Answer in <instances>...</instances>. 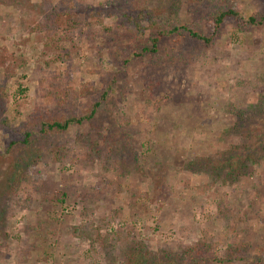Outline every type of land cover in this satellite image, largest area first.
Returning a JSON list of instances; mask_svg holds the SVG:
<instances>
[{
    "label": "rangeland",
    "instance_id": "1",
    "mask_svg": "<svg viewBox=\"0 0 264 264\" xmlns=\"http://www.w3.org/2000/svg\"><path fill=\"white\" fill-rule=\"evenodd\" d=\"M5 1L0 0V195L13 161L22 154L35 161L18 194L2 205L7 218L0 230V264H120L134 237L154 250L210 240L219 257L238 244L240 264L264 256V147L262 154L255 150L259 163L248 162V173L233 183L222 184L203 165L198 172L187 165L196 157H225L232 145L241 149L250 139L264 146V22L245 28L242 19L226 20L208 46L185 35L162 37L156 53L142 56L133 55L141 44L103 28L117 27L124 13L139 8L153 9L166 30L191 22L189 6H200L203 14L213 6H238L246 19L264 12V0ZM91 9L102 11V22L86 26ZM53 13L62 21L68 14L79 19L56 47L46 46L44 31L33 30ZM144 33L146 44L151 32ZM53 76L71 91L74 101L66 108L78 115L101 98L112 78L116 82L90 122L71 125L47 143L36 140L11 160L2 120L22 129L33 109L51 108L43 94ZM117 125L134 129L142 173L127 168L126 150L117 164L100 163L88 151L93 135ZM59 144L70 147L60 163L47 152Z\"/></svg>",
    "mask_w": 264,
    "mask_h": 264
},
{
    "label": "trees",
    "instance_id": "2",
    "mask_svg": "<svg viewBox=\"0 0 264 264\" xmlns=\"http://www.w3.org/2000/svg\"><path fill=\"white\" fill-rule=\"evenodd\" d=\"M7 4L16 6L17 2L14 0H6ZM191 10L192 19L189 23L178 24L177 22L169 29H163L155 20V11L153 9L139 8L138 10L130 11L123 14V20L120 24L114 26L103 25L104 30L113 32L116 38L129 37L131 43L134 45L141 44L140 54L135 52L134 56H142L146 53H156L158 51L159 41L162 37L171 35H185L191 39L202 42L203 45H210L218 38L221 33L223 23L229 19H242L245 28H251L254 25H260L264 22V12L260 10L253 12L246 19L241 17L238 6L218 5L210 7L205 14L200 9V6H189ZM101 10L91 9L86 15L90 19L86 26H90L94 22L96 24L101 23ZM68 18L64 21L61 20L60 13H53L49 19L43 23L38 24L33 30H40L46 33L45 42L46 46H50L51 43L56 42L53 46L56 47L57 42H62V36L65 38V32H70L79 21L72 14H68ZM205 15V16H203ZM60 16V17H59ZM203 16V17H201ZM147 21V24L142 22ZM49 23L56 28V31L50 35ZM58 24V25H57ZM202 26L208 28V33H203ZM50 27V28H49ZM241 29V28H240ZM150 30V37L146 40V44L149 42V46L145 44V31ZM51 42V43H50ZM133 45V44H132ZM131 48L134 50L137 46ZM67 54L61 56L66 59ZM52 60H56L53 58ZM53 61V62H54ZM47 62L46 64H48ZM120 73V71H119ZM118 73V74H119ZM120 78L121 73L119 74ZM128 86L125 79H121ZM99 100L91 102L87 112L83 115L75 114L74 112H68L71 108H66L67 102L71 100L72 93L63 79L58 76H53L47 85V88L43 94L46 101L52 100L53 105L51 108L47 105H39L26 117L23 127H10L9 122L4 119V124L9 129V137L7 143V154L12 160V154L15 152L25 153V150L33 145L36 140L41 143H47V139L53 134H62L68 130L71 125L80 124L83 121L90 122L97 114L98 107L101 102L104 101L105 95L112 88V85L116 82V78L111 79ZM67 87V88H66ZM121 87V85H120ZM72 102L74 99L71 100ZM70 101V102H71ZM257 105H254V107ZM59 114H53V111ZM134 129L124 128L117 125L113 130V127H107L105 132L97 133L91 137V147L88 146V151L94 150L96 159L100 163L107 164L113 161V164H117V158H119L121 151H128L131 157V163L128 164L129 170H136L143 172V166L137 162L138 155L136 154L135 145L133 144ZM250 135L245 133L244 137ZM78 140H83V135H79ZM100 141L101 144H96ZM263 140L250 139L246 144L241 143V149L236 148V145H232L231 149L222 154L220 158L213 156L196 157L190 160L187 165L188 168L194 172H198L197 166L203 165V168L214 179H222L221 183L225 184V181L233 183L238 177L248 173L247 167L250 165H257L259 163L257 151L262 152ZM264 149V148H263ZM48 153L54 158L56 162H62V159L70 152V147L66 144H59L50 146L47 149ZM233 154L231 155V152ZM228 152L230 154H228ZM262 154V153H261ZM16 161V160H15ZM12 162V170L10 172V178L7 179L5 190L0 195V230L5 225L6 208L2 207L9 198L18 194L21 189L22 182L27 180L28 168L32 162L35 161L32 154H22L18 161ZM249 162V164H248ZM120 169L122 167H119ZM128 170V171H129ZM224 170V177H221V172ZM127 172V171H126ZM123 173H120L122 176ZM107 180L104 179L103 182ZM92 246V244H91ZM242 246L236 244L235 246H229L225 253L219 257L215 252L213 243L210 240H200L189 244L177 243L176 245H164L157 250L152 249L142 240L133 238L128 242L127 248L124 250V258L120 264H240L237 261L243 260ZM247 264H264V256H256Z\"/></svg>",
    "mask_w": 264,
    "mask_h": 264
}]
</instances>
